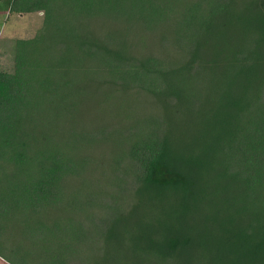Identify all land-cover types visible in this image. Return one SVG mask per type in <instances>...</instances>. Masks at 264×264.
Here are the masks:
<instances>
[{
  "label": "trees",
  "instance_id": "obj_1",
  "mask_svg": "<svg viewBox=\"0 0 264 264\" xmlns=\"http://www.w3.org/2000/svg\"><path fill=\"white\" fill-rule=\"evenodd\" d=\"M0 13L42 14L0 69V258L264 264V0Z\"/></svg>",
  "mask_w": 264,
  "mask_h": 264
},
{
  "label": "rangeland",
  "instance_id": "obj_2",
  "mask_svg": "<svg viewBox=\"0 0 264 264\" xmlns=\"http://www.w3.org/2000/svg\"><path fill=\"white\" fill-rule=\"evenodd\" d=\"M42 15V14H41ZM40 14L33 15H12L0 13V69L9 70L12 66V42L18 38H31L35 36L38 29L41 28L42 19ZM5 43V44H4ZM4 45V47L2 46ZM8 261H13L7 259ZM16 264V262H12ZM74 263V262H73ZM0 264H8L0 258ZM76 264V263H74Z\"/></svg>",
  "mask_w": 264,
  "mask_h": 264
}]
</instances>
